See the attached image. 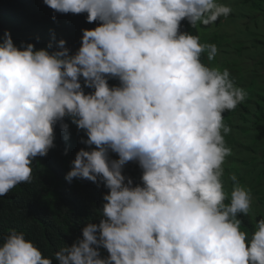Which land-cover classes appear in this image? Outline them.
I'll list each match as a JSON object with an SVG mask.
<instances>
[{
  "label": "clouds",
  "instance_id": "obj_1",
  "mask_svg": "<svg viewBox=\"0 0 264 264\" xmlns=\"http://www.w3.org/2000/svg\"><path fill=\"white\" fill-rule=\"evenodd\" d=\"M44 3L98 23L82 29L75 52L63 38L40 48L17 46L8 30L0 38V196L31 182L34 159L55 147L56 125L67 134L65 118L88 146L66 180L103 183L107 192L99 223L88 222L82 239L49 257L11 229L0 264H264V217L251 234L243 230L238 216L249 214L251 192L234 175L230 194L223 183L231 155L223 113L247 92L228 69L202 61L215 59L214 43L180 30L183 20L210 25L232 8L219 0ZM131 161L142 170L135 185L123 174Z\"/></svg>",
  "mask_w": 264,
  "mask_h": 264
},
{
  "label": "trees",
  "instance_id": "obj_2",
  "mask_svg": "<svg viewBox=\"0 0 264 264\" xmlns=\"http://www.w3.org/2000/svg\"><path fill=\"white\" fill-rule=\"evenodd\" d=\"M86 16V13L55 12L44 0H0V38L8 30L17 46L24 41L36 48L44 47L49 41L55 45L63 38L70 52H75L80 46L82 29L93 28L98 23H88ZM180 30L197 35V29L187 20L181 21ZM201 59L209 64L206 53ZM108 83L118 85L119 81L110 78ZM64 122L69 124L67 134L57 124L55 147L46 156L34 159L31 182L20 183L0 196V242L11 229L23 231L43 255L50 257L63 244L70 246L82 239V228L88 222L99 223L102 197L107 189L103 183L87 179L66 180L75 153L88 146L81 142L82 138L87 139L86 134L68 118ZM110 156L117 158L115 153ZM141 171L138 163L131 161L124 166L123 174L131 177L135 185L140 183ZM238 218L242 220V229L251 234L255 227L251 217L239 214ZM100 252L102 256L107 255L106 249L101 248ZM52 264L58 261L53 258Z\"/></svg>",
  "mask_w": 264,
  "mask_h": 264
},
{
  "label": "rangeland",
  "instance_id": "obj_3",
  "mask_svg": "<svg viewBox=\"0 0 264 264\" xmlns=\"http://www.w3.org/2000/svg\"><path fill=\"white\" fill-rule=\"evenodd\" d=\"M219 2L232 8L229 15L196 29L201 43L218 48L209 65L228 69L235 84L247 92L243 102L223 113L231 129L224 137L231 155L223 164V183L230 194L234 175L250 190L248 215L255 223L264 217V0Z\"/></svg>",
  "mask_w": 264,
  "mask_h": 264
}]
</instances>
